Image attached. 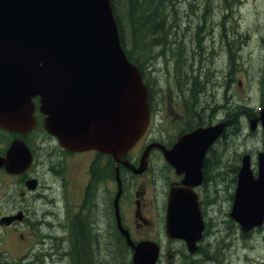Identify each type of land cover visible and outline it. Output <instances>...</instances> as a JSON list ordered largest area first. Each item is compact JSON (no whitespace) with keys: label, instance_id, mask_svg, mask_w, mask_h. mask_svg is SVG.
<instances>
[{"label":"water","instance_id":"water-1","mask_svg":"<svg viewBox=\"0 0 264 264\" xmlns=\"http://www.w3.org/2000/svg\"><path fill=\"white\" fill-rule=\"evenodd\" d=\"M36 97L45 131L66 150H96L119 162L142 136L148 124L146 86L121 47L109 0H0V127L31 129ZM258 119L263 148L257 176L244 155L230 213L243 233L264 222V109ZM256 122L250 121V130ZM223 128L221 123L191 131L170 150L149 145L134 172L145 170L142 163L157 146L176 174H183L185 188L168 191L165 231L184 240L190 252L203 230L192 188L201 183L204 155ZM22 152L26 167L29 152L15 142L2 163ZM133 250L132 264H155V244L140 242Z\"/></svg>","mask_w":264,"mask_h":264},{"label":"flooded vegetation","instance_id":"flooded-vegetation-1","mask_svg":"<svg viewBox=\"0 0 264 264\" xmlns=\"http://www.w3.org/2000/svg\"><path fill=\"white\" fill-rule=\"evenodd\" d=\"M147 101L148 126L133 148L119 162L94 150L72 152L63 149L53 136L44 131V116L39 112L38 98L33 100L35 123L31 129L12 132L0 127V264H40L41 251L35 249L45 244L46 238L50 237L45 236L42 241H34L37 236L36 223L38 224L37 203H41L43 188L51 182L60 183L65 192L61 198L66 207L65 226L66 229H72L71 237L72 244L76 247L75 252L80 251L89 256L91 264H105L103 257L110 251L114 252V255L127 258L126 264H131L133 246L140 242H155L158 245L156 264H182V256L187 255L184 242L169 240L164 233L168 189L173 185L183 188L181 183L183 174L175 173L157 146L149 151L143 161L145 170L139 174L134 172L141 166V157L147 146L158 144L165 150H170L180 136L196 129L223 123L224 129L220 138L214 141L205 154L202 183L194 189L197 199L199 197L205 224L197 255L202 254L209 237L214 238V219L217 212L222 221L225 218L229 219L232 196L228 199L227 210L216 209L214 178H217L221 171L216 167V159L224 154L221 151L222 144L227 143L229 135L232 134L233 124L240 119H233L232 109L218 117L211 103L201 102L197 97H194L193 109L188 112L186 105L184 110L180 102L170 103L173 102L172 94L166 98L149 85ZM184 101L188 104V100ZM255 116L257 112L252 111L251 115L245 114L242 119L248 121L250 117ZM174 121L179 127L172 133ZM239 135H242L241 131ZM14 142L19 146L22 144L29 152L30 162L26 167L21 164L25 158L23 152L20 157H12L9 163H2L7 161V153ZM81 155L87 156L83 163L78 160ZM102 158L107 159L109 169L108 175L105 176L99 175L98 167ZM11 165L13 167H10ZM160 171L167 175V179L160 180L163 181V186L165 183L160 196L162 225L159 232H150L152 226L150 215L154 208L158 207L161 190V186L158 191L152 184ZM109 180L114 183L113 192L105 189V184ZM230 181H233L231 184L233 189L235 182L232 179ZM103 183L104 188L101 187ZM66 184L79 186L81 201L78 204L70 200L72 191ZM68 207L73 209L70 210ZM53 214H56L54 209L49 215ZM51 225L54 226L53 223ZM162 235L163 239L159 240ZM242 237L248 238L249 235ZM71 252L67 250L66 254L70 255Z\"/></svg>","mask_w":264,"mask_h":264},{"label":"rangeland","instance_id":"rangeland-1","mask_svg":"<svg viewBox=\"0 0 264 264\" xmlns=\"http://www.w3.org/2000/svg\"><path fill=\"white\" fill-rule=\"evenodd\" d=\"M164 18L165 32L158 34L161 46H150L148 41L142 53L141 48L146 45L148 38L135 44L127 33L125 37L126 48L136 59L147 84L153 90L166 98L172 94L173 102L170 103L180 102L184 110L186 105L188 112L193 109L194 97H197L201 102L211 103L218 117L231 109L234 115H243V111L250 113L264 107V0H169ZM192 94L194 97L191 98ZM184 100H188V104ZM173 123L172 133H175L179 124ZM241 123L244 128L242 135L236 138V128H233L235 134H230L229 140L223 145L226 152L225 166L217 167L218 171L221 169L217 179L224 183L220 191L219 186H215L217 202L229 198L230 172L240 164L243 152L250 153L255 162V155L261 150L259 133L249 132V124L244 119ZM244 132L246 134L243 137ZM86 157L81 155L78 160L83 163ZM106 163L107 159L100 160V176L109 173ZM158 174L152 186H156L158 191L161 186V190L158 207L150 215V232H159L162 225L160 196L165 183L163 186L160 180L167 179V175L161 171ZM46 185L48 188L44 187L41 192V203H37L38 224L34 241H42L45 236L50 238H46V243L35 249L41 251L40 264H91L89 256L80 251L75 252L72 229H66V207L61 199L65 192L60 183ZM66 186L71 187L70 200L78 204L81 201L79 186ZM101 187L104 188V183ZM105 189L113 192L114 183L107 181ZM227 203L223 201L224 210L227 209ZM53 209L56 214L50 216ZM214 232V238L209 237L205 245L208 251L196 259L182 256V263L264 264L263 228L255 229L248 238H242L232 223L216 225ZM162 239L163 235L159 240ZM67 250L72 251L70 255L66 254ZM114 254L111 251L107 253L103 257L104 263H127V258Z\"/></svg>","mask_w":264,"mask_h":264},{"label":"trees","instance_id":"trees-1","mask_svg":"<svg viewBox=\"0 0 264 264\" xmlns=\"http://www.w3.org/2000/svg\"><path fill=\"white\" fill-rule=\"evenodd\" d=\"M168 2L169 0H110L121 47L127 59L140 71L142 80L146 85L147 82L144 79L139 64L126 48V33L135 44H139L140 40L143 41L145 38H148L146 45L141 48L142 53L146 50L148 41H150V46H161L162 43L158 42V34L165 32L164 17ZM125 25H127L126 29H124Z\"/></svg>","mask_w":264,"mask_h":264},{"label":"bare ground","instance_id":"bare-ground-1","mask_svg":"<svg viewBox=\"0 0 264 264\" xmlns=\"http://www.w3.org/2000/svg\"><path fill=\"white\" fill-rule=\"evenodd\" d=\"M165 2V1H164ZM150 3V2H149ZM159 3V2H158ZM158 18V17H157ZM158 21V20H157ZM151 23V22H150ZM203 26V25H202ZM160 28V27H159ZM153 30V29H152ZM156 32V31H155ZM154 35V34H153ZM152 35V36H153ZM241 35V34H240ZM168 36V35H167ZM223 38V37H222ZM243 39V38H242ZM245 39V38H244ZM235 40V39H234ZM237 43H238V41H237ZM156 45V44H155ZM156 47V46H155ZM229 47V46H228ZM166 50V49H165ZM156 54V53H155ZM164 54V53H163ZM169 54V53H168ZM161 60V59H160ZM168 62V61H167ZM263 70V69H262ZM230 105V104H229ZM229 135V134H228ZM236 140V139H235ZM227 148V147H226ZM230 149H232V148H230ZM219 151V150H218ZM230 173H232V172H230ZM227 179V178H226ZM46 192V191H45ZM213 194V193H212ZM214 195V194H213ZM36 198V197H35ZM48 198V197H47ZM48 203V202H47ZM207 260V259H206ZM213 261V260H212ZM219 262V261H218ZM210 263V262H209Z\"/></svg>","mask_w":264,"mask_h":264}]
</instances>
